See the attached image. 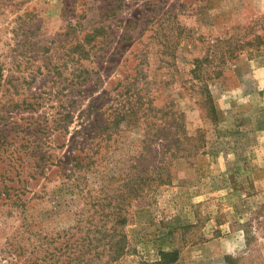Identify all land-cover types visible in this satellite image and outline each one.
<instances>
[{
  "label": "rangeland",
  "instance_id": "rangeland-1",
  "mask_svg": "<svg viewBox=\"0 0 264 264\" xmlns=\"http://www.w3.org/2000/svg\"><path fill=\"white\" fill-rule=\"evenodd\" d=\"M257 36L264 0H0V264H63L119 208L99 264H264Z\"/></svg>",
  "mask_w": 264,
  "mask_h": 264
},
{
  "label": "trees",
  "instance_id": "trees-1",
  "mask_svg": "<svg viewBox=\"0 0 264 264\" xmlns=\"http://www.w3.org/2000/svg\"><path fill=\"white\" fill-rule=\"evenodd\" d=\"M257 40L259 44H264V40H262L260 36L256 37V41ZM2 80L3 75L0 73V89L2 87ZM203 91L204 99L206 100L205 104L207 105L208 103L210 105L209 107L212 109L211 94L208 91L206 85L205 88H203ZM121 116L122 115L119 117L122 120L123 117ZM110 124L109 122H104V125L99 127V131L97 132L98 135L96 134V139L104 142L108 141L110 138ZM74 161L75 169L72 171V173H76V170L80 169L79 166H84V163L78 159H75ZM120 210L121 209L119 208L118 212L113 214V216L116 218V223L115 226L110 229H106L104 226H96V229L91 231L90 228L83 229L76 226L77 232H73V228L66 231L65 238H68L62 244L63 247H61L63 252L62 254L65 255L64 259H66L63 264H94V261L99 264L103 258H107L108 263H116L123 256H125L130 250V244L127 235L122 232V228L126 225L128 219L126 216H122ZM102 211L104 212V208ZM81 232H83V237H78L76 239L78 233ZM97 237H100V239ZM96 242L99 244L96 245ZM177 260L178 255L176 253L161 252L160 260L155 264H173ZM34 264H45V262H40L38 260ZM140 264L150 263L147 261H142Z\"/></svg>",
  "mask_w": 264,
  "mask_h": 264
}]
</instances>
